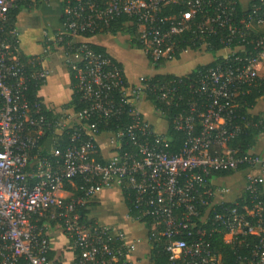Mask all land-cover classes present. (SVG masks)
<instances>
[{
	"label": "built area",
	"instance_id": "built-area-1",
	"mask_svg": "<svg viewBox=\"0 0 264 264\" xmlns=\"http://www.w3.org/2000/svg\"><path fill=\"white\" fill-rule=\"evenodd\" d=\"M25 1L0 0V264H63L51 237L57 229L63 248L72 253L71 264L138 262L141 239L83 218L81 209L88 208L91 198L113 187L120 189L126 205L130 203L126 219L149 225V252L142 264H150L155 246L170 254L167 264H226L210 240L215 232H222L236 249L230 264H264V157L251 152L238 156L228 147L243 131L234 120L232 101L243 84L264 77L257 70L264 62V0L238 16L239 0H65L64 30L58 38L83 107L70 127V143L61 149L55 138L46 153L43 137L65 123L47 119L43 103H31L26 95L29 75L15 54L20 31L8 25L10 11ZM172 3H186L189 10L180 18L161 16ZM121 16L134 20L138 39L154 64L174 61L177 53L191 49L179 51L176 35L193 25L197 50H207L210 36L220 32L222 50L229 51L223 63L203 68L193 78L183 75L149 85L150 78L142 75L130 85L117 61L95 51L88 41L77 40ZM254 30L263 32L255 40L256 52L236 54ZM49 73L42 67L35 77L45 82ZM152 94L168 106L186 104L173 119L174 128L184 133L179 151L171 150L168 134L142 115L140 105L152 104ZM125 113L131 118L126 122L119 119ZM111 118H117L111 131L115 146L109 158L99 161L100 125ZM212 146L220 150L211 152ZM241 163L247 166L236 170ZM229 168L236 171L226 178L242 174L231 203L247 194L250 205L244 209L216 201L217 193L232 189L218 182L222 177L210 175ZM66 183L74 187L68 197L59 194Z\"/></svg>",
	"mask_w": 264,
	"mask_h": 264
},
{
	"label": "crops",
	"instance_id": "crops-1",
	"mask_svg": "<svg viewBox=\"0 0 264 264\" xmlns=\"http://www.w3.org/2000/svg\"><path fill=\"white\" fill-rule=\"evenodd\" d=\"M253 0H239L243 8H247ZM63 0H27L19 8L14 27L20 31V50L27 57H37L41 61V67L50 71L44 84L38 91L46 110L51 112L54 118L63 119L65 127L58 129L54 134L48 135L42 144V153L50 151L55 142L56 136H60L66 128L76 125V110L70 102L74 95V85L71 78L70 65L62 51V43L59 42V35L63 32ZM264 31V28L262 29ZM77 40L88 41L106 49V52L119 63L123 68L127 82L135 85L139 77L144 75L149 78L156 74H174L177 76L187 75L199 65H206L214 61L215 56L223 55L229 49L220 50L216 55L206 49L186 50L180 55L179 59L165 63L156 67L147 55L145 48L138 46L137 42L132 41L128 33H97L91 37L80 36ZM144 46V45H143ZM243 50V48H240ZM187 61L188 68L184 72H176L171 68L170 63ZM259 76H264V62L257 67ZM262 70V71H260ZM140 110L145 119L153 127L161 132L167 133L168 122L163 115L158 112L153 105L147 101L140 105ZM264 111V101H260L251 112L255 115L262 114ZM159 120L164 121L165 126H160ZM155 121H159L155 124ZM99 153L102 159L109 158L115 146L111 131H103L98 139ZM251 153L264 157V133L259 137L257 143L250 150ZM218 182H226L231 186V191L226 194L217 193L216 201L233 202L238 195L237 189L242 185V174H236L230 178H220ZM61 196L71 195L69 190L64 189L59 193ZM88 216L101 225L114 226L124 229L127 236L131 239L141 237L132 235L128 230V225L140 224L146 231L148 241V229L143 223L131 222L126 219L127 205L123 199L122 192L118 187L106 188L91 198L88 205ZM52 239L55 253L59 255L63 264H71L72 253L63 248L64 239L61 230L52 231ZM142 241V240H141ZM142 246V244H141ZM137 252L138 262H146L148 252L143 254ZM55 254V255H56ZM144 254L147 255L145 258ZM70 255L67 261V256Z\"/></svg>",
	"mask_w": 264,
	"mask_h": 264
},
{
	"label": "trees",
	"instance_id": "trees-1",
	"mask_svg": "<svg viewBox=\"0 0 264 264\" xmlns=\"http://www.w3.org/2000/svg\"><path fill=\"white\" fill-rule=\"evenodd\" d=\"M27 1V0H26ZM25 1V2H26ZM65 2V0H63ZM261 0H253L251 4L247 7L249 9L252 4H258ZM23 2V3H25ZM22 3V4H23ZM20 4L18 7L12 9L9 13V20L8 25L14 26V22L16 21L17 15L19 13V8L21 7ZM246 8H243L242 5L239 3L237 5V11L236 15H243L245 11H243ZM189 10V6L186 3H172L167 5L161 16L167 15L169 17H177L180 18L182 13ZM250 12V10H248ZM248 11L245 13L247 14ZM167 24H170V21L167 22ZM128 33L132 37V41L137 42L138 46L144 47L143 44L139 41L138 35H137V27L133 19L128 18L127 16H121L115 20H113L109 25L101 26L98 29L95 30V33H83L82 36L84 37H91L97 33ZM263 34L260 30H254L247 38L246 42H244V49L241 50V47H237V53L240 56L248 55L250 51L256 52L254 50V43L256 38ZM196 35V29L193 25V27L188 28L183 33L177 34L176 39L180 42L179 45V51L185 50L187 48H191L192 50H197L196 46L192 44V38ZM221 33L218 32L216 34H213L210 36V46L208 47L207 51L210 53L216 55V53L223 48H225L224 43H220ZM232 47L234 48V42L232 43ZM92 48L95 51L103 52L107 55H109L106 52V49L103 47H100L96 44L91 43ZM243 48V47H242ZM15 54L19 57L20 62L24 65L25 70L27 74L29 75V81H28V88L26 91V95L31 103L41 101V98L38 97V91L40 87L44 84V82L41 79H38L35 77L36 72L40 70L41 67V61L37 57H27L25 56L22 51L19 49L15 50ZM110 56V55H109ZM180 58V54L177 53L176 59ZM115 60V59H114ZM225 60L223 58V55L215 56L214 61H212L209 64L206 65H199L196 69H194L189 74L185 75L187 77L193 78L198 71H200L203 68L207 67H213L219 63H223ZM165 63L163 61H160L158 63H155L156 67H160L164 65ZM71 71V68H70ZM71 78L73 85L75 84L72 72H71ZM178 76L174 74H156L152 76L148 80L149 85L154 84H162L167 83L170 81H174L177 79ZM149 98L152 102V104L155 106V108H158L161 110V114L163 117L166 118L168 122V131L167 134L170 138V148L173 151H179L182 147L183 141H184V133L182 131H178L174 128L173 125V119H175L176 116L180 115L183 108L186 107V104L184 102H180L178 104H174L172 106L165 105L164 103L160 102L159 100L155 99V95H149ZM264 100V77H256L254 78L250 83H245L241 86V91L239 94L235 97V99L232 101L233 104H236V118L234 119L236 123H239L243 127V131L240 135L233 138L229 143L228 147L237 150L238 156L246 155L248 152H250L251 148L255 146L257 143L259 137L264 133V118L263 113L262 114H253L251 110L260 102ZM43 103V102H42ZM70 105L74 106L76 111H79L83 107V103L80 98V94L78 93L77 89L74 87V95L70 102ZM0 107H1V101H0ZM43 112L46 114L47 119H56L52 115L51 112H48L42 104L41 106ZM97 119H104L102 117ZM112 120L109 121V124L104 125L102 123L100 125L101 131H112L114 130L115 124L117 121L115 119L117 118H111ZM119 119H123L124 122H126L128 119H131L130 116L125 113L122 117ZM73 132V128H69L65 130L60 136H56L58 142L60 143V148H65L71 141V133ZM48 135H52L51 132H48L42 139V143L45 138L48 137ZM220 150V147L218 146H212L211 152L214 150ZM46 153V152H45ZM97 160H102V157L100 153H97L96 155ZM247 166L246 163H241L238 165L236 170L243 169ZM234 169H223V170H217L214 171L210 178H217V177H227L235 173ZM75 184L80 183V177L74 178ZM65 188L67 190H73L74 187L70 185L69 183L65 184ZM127 205H130L128 202ZM224 206H234L237 205L240 209H244L247 206L250 205L249 203V196L247 194H244L237 202V204L231 203V202H224L222 203ZM221 205H217V209H219ZM82 215L83 218H86L88 216V210L86 208H82ZM95 220L91 219V222H94ZM149 227V225H146ZM210 240L212 242L213 248L219 252V254L222 256V260L226 264L233 263L235 260V248L232 247L231 244L227 243L223 238L222 232H215L211 237ZM241 250V249H239ZM245 250L242 248L241 252ZM170 254L165 251L162 247H152L150 250V264H167Z\"/></svg>",
	"mask_w": 264,
	"mask_h": 264
},
{
	"label": "rangeland",
	"instance_id": "rangeland-1",
	"mask_svg": "<svg viewBox=\"0 0 264 264\" xmlns=\"http://www.w3.org/2000/svg\"><path fill=\"white\" fill-rule=\"evenodd\" d=\"M170 66L171 68H173L174 71L176 72H184L188 66H187V61L186 60H182L180 62H172L170 63ZM262 71V70H260ZM160 123L158 124V127L157 128H161L160 126H165V122L162 121V120H159ZM159 121H155V124H157ZM128 230L130 231V233L132 235H135V236H139L141 237L140 239L142 240V246L140 245V249L139 251L143 254L145 251H147V249H149V244H148V241L145 237L146 235V231L144 229V227L140 224H132V225H128ZM145 258L147 257L146 254H144ZM67 261L69 260L70 258V255L67 256Z\"/></svg>",
	"mask_w": 264,
	"mask_h": 264
}]
</instances>
